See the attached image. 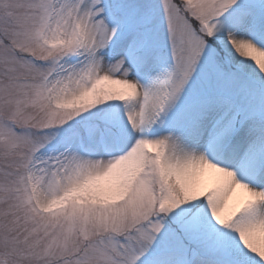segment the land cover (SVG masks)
Returning a JSON list of instances; mask_svg holds the SVG:
<instances>
[{"label": "snow or ice", "instance_id": "6c2138e0", "mask_svg": "<svg viewBox=\"0 0 264 264\" xmlns=\"http://www.w3.org/2000/svg\"><path fill=\"white\" fill-rule=\"evenodd\" d=\"M0 264H264V0H0Z\"/></svg>", "mask_w": 264, "mask_h": 264}]
</instances>
